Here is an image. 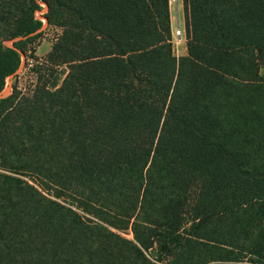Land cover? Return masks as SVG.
Listing matches in <instances>:
<instances>
[{
	"label": "trees",
	"instance_id": "obj_1",
	"mask_svg": "<svg viewBox=\"0 0 264 264\" xmlns=\"http://www.w3.org/2000/svg\"><path fill=\"white\" fill-rule=\"evenodd\" d=\"M43 5L37 83L0 98V264H264V0H185L179 57L170 0H0V93Z\"/></svg>",
	"mask_w": 264,
	"mask_h": 264
},
{
	"label": "rangeland",
	"instance_id": "obj_2",
	"mask_svg": "<svg viewBox=\"0 0 264 264\" xmlns=\"http://www.w3.org/2000/svg\"><path fill=\"white\" fill-rule=\"evenodd\" d=\"M43 9L41 11H38L36 13V15L38 17H40L43 22L44 25L42 27L43 33L41 35V37L38 40V45L36 47V56H37V60L34 58H29L28 60V64L26 61V58L24 55H22V63L19 67V69L11 76H9L6 79L5 82V86L3 88V90L0 93V98L6 97L9 94L12 93L13 88L16 86L19 90H21L22 92L26 93V94H30L32 92V90L34 89L36 83H37V75L35 74V72L32 69V66L34 64H36L37 62H43L44 59L46 58L47 54L50 52L51 48H52V44L54 42V40L56 39V37L58 36V34L60 33V29L54 26H49L47 24L46 18L42 16L43 12L46 11V5H43ZM170 11H171V18H173V24H176V19L177 17L180 20V24L183 27L184 31H185V38L184 40L181 42V45L179 47V54L183 55L186 51V42H187V31H186V10H185V0H170ZM45 18V20H44ZM181 55V56H182ZM186 55V54H185ZM66 67H61L59 69V72H57V75L55 74V76H57L58 78V83L61 84L62 80L64 79L65 75H66ZM46 78L49 79H53L54 78V74L53 76H47ZM32 183L33 179L28 178ZM122 235L132 239L133 238V233L131 230H125V231H121ZM152 256L157 255L156 250H152L150 251ZM166 262V261H165ZM246 263L248 264H252L250 263L248 260L245 259Z\"/></svg>",
	"mask_w": 264,
	"mask_h": 264
},
{
	"label": "built area",
	"instance_id": "obj_3",
	"mask_svg": "<svg viewBox=\"0 0 264 264\" xmlns=\"http://www.w3.org/2000/svg\"><path fill=\"white\" fill-rule=\"evenodd\" d=\"M185 38V31L183 29V27L180 24V20L177 17L176 19V24L174 25L173 29H172V44H173V51L174 54L179 57V47L181 45V42L184 40Z\"/></svg>",
	"mask_w": 264,
	"mask_h": 264
},
{
	"label": "crops",
	"instance_id": "obj_4",
	"mask_svg": "<svg viewBox=\"0 0 264 264\" xmlns=\"http://www.w3.org/2000/svg\"><path fill=\"white\" fill-rule=\"evenodd\" d=\"M173 27H174V24H173V18H172V29H173ZM186 51H187V48H186ZM185 54H187V52H185L183 55H185ZM182 55V54H181ZM180 55V56H181Z\"/></svg>",
	"mask_w": 264,
	"mask_h": 264
}]
</instances>
